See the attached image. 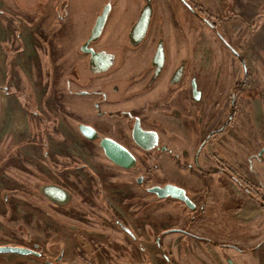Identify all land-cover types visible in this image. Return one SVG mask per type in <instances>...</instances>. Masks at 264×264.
I'll return each instance as SVG.
<instances>
[{
	"label": "rangeland",
	"instance_id": "rangeland-1",
	"mask_svg": "<svg viewBox=\"0 0 264 264\" xmlns=\"http://www.w3.org/2000/svg\"><path fill=\"white\" fill-rule=\"evenodd\" d=\"M183 2L191 9L180 0H150L148 33L162 38L171 65L186 61L187 78L206 88L203 112L160 141L176 144L177 157L137 151L136 167L127 170L78 130L93 115L90 104L71 97L90 78L80 48L89 36L69 46L110 4L92 46L118 54L146 0H0V246L36 245L41 253H0V264H264V154L257 158L264 148V0ZM139 61L115 75L137 74ZM215 103L224 129L202 149L198 174L187 167L218 125L208 120ZM213 156L223 169L217 175L208 174ZM166 182L182 186L194 208L147 191ZM48 185L68 191L70 201L50 202L41 192ZM170 229L191 236L162 235Z\"/></svg>",
	"mask_w": 264,
	"mask_h": 264
},
{
	"label": "flooded vegetation",
	"instance_id": "flooded-vegetation-1",
	"mask_svg": "<svg viewBox=\"0 0 264 264\" xmlns=\"http://www.w3.org/2000/svg\"><path fill=\"white\" fill-rule=\"evenodd\" d=\"M180 1L186 7L190 8V6L183 2V0ZM193 13L195 15L197 14L195 11ZM201 19L206 24H208L218 36H220L216 25L211 24L204 17ZM86 41L87 40L84 42ZM93 42L94 41L88 43V47H91L96 53H98V56L91 58V55L86 53L88 74L90 77L86 85L89 84V89H81L76 93L79 95H87L88 98H90V106L93 110V115H91L90 118H93L95 121L86 124H88V126L90 125V127L92 126V128L97 131L100 137H108L113 139L128 149L133 155H135L134 153L137 151L142 153H153L159 151L160 153L172 154L175 148H177V145L172 143L168 144V140L178 133L180 134L183 129L186 130L184 124L190 123L195 114H200L203 112V108L200 105V99L203 96V93L206 91V88L202 86L198 88L195 79H192V81L195 83L196 93H198V96L194 97L191 81L192 76L187 78V62L182 61L177 66L171 65L169 62V54L167 53L162 38L151 36V34L148 33V30L143 40L137 46H133L128 38V44H125L123 49L118 48V54L117 52H113L108 48H94L92 46ZM159 49L162 51V60L159 57L154 60V56L159 51ZM137 57L140 60L139 62L143 63V65L141 64V71L135 75L128 74L127 72L117 76L115 75L117 73L114 72L115 70L124 69V66H126L129 60H136ZM77 69L78 68L75 70L76 75H74L73 81L76 85H79L80 77L77 75ZM102 73L108 75L111 74V80L109 77L108 80L106 79L105 81L101 82L100 85H96L95 80L100 77ZM185 90L188 93L187 96L182 94V92ZM140 101H143V103L141 105L137 103V106L134 108L124 107L128 104H131L132 102ZM214 105V107H209L210 109L207 110L209 116L208 120L215 121V123L218 125L210 127L207 130L205 136L200 139L198 149L197 151L193 152V155L191 156L192 161L187 167L189 169L193 165L198 171L196 172L198 174H200L199 167L201 168L199 159H203L201 157L202 149L206 147L209 142L218 141L222 137L221 133L224 129L222 128L224 126L223 123L219 124L218 122L219 119L216 113L218 103H215ZM136 119L140 121L141 127L144 130L156 132L158 136V143L152 150H143L133 141L131 133ZM117 123L122 125L120 130L113 128L110 132H104L100 128V126L104 125L115 127ZM177 123L181 124L182 128L177 127ZM91 124H93L95 127ZM129 125H131V127L128 130L127 128ZM165 137L169 138L166 140L167 145H163L164 143L161 144V142L164 141L163 138L165 139ZM121 138H126L128 141L122 140ZM95 141L98 142L99 145V141ZM172 155L177 157V154ZM213 158L216 165L214 170H211L208 173L209 175H217L223 172V169L218 168L217 166L220 164V160H218V158L215 156H213ZM109 162L114 167L123 169L113 164L111 161ZM196 176L197 175H194L195 178ZM168 183L173 184L172 182H166L165 184ZM179 187L182 188V186ZM50 202L56 204L51 200ZM66 204L56 205L64 206ZM260 204H264V201H261ZM116 222L123 232L127 233L133 238V234L131 233V235L125 230H129L127 227L123 226L117 220ZM171 232H179L184 235L186 234L191 236V234L187 231L175 229L165 230L162 232V235ZM156 243L158 245L157 248L161 252V243L159 242V238H157ZM36 247L37 246L34 245L33 249H29L33 250L37 254L32 256L40 257L41 253L35 250Z\"/></svg>",
	"mask_w": 264,
	"mask_h": 264
},
{
	"label": "water",
	"instance_id": "water-1",
	"mask_svg": "<svg viewBox=\"0 0 264 264\" xmlns=\"http://www.w3.org/2000/svg\"><path fill=\"white\" fill-rule=\"evenodd\" d=\"M110 11V4H107L103 7L101 14L96 18L95 23L90 31L89 37L86 42L81 46V51L89 53L92 57L98 56L91 47H88V43L91 41H96L101 35L103 26L107 20L108 14ZM151 17V4L150 0H146V4L142 8L139 17L133 27L131 28L128 38L133 46H137L143 40L150 23ZM161 58L162 60V51H159L155 54L154 60L156 58ZM192 89L194 97L198 96L196 93V87L194 81H192ZM78 130L80 134L90 141H99V146L103 150L104 156L111 161L113 164L123 168V169H133L136 167L137 159L128 149L117 143L111 138L100 137L95 129L86 125L79 124ZM132 139L137 146L141 149L149 151L152 150L158 143V136L156 132L151 130H144L141 127L140 121L135 120L132 127ZM264 153V148H262L257 157H261ZM142 178H138L137 183H141ZM148 192L155 194L158 198H172L179 201H182L189 208H194V205L186 196L185 190L181 187L165 184L164 186H152L147 189ZM42 194L47 197L49 200L53 201L56 204H66L69 201V193L65 189L56 186L48 185L41 187ZM129 234L131 232L125 229ZM132 235V234H131ZM1 254H17V255H37L33 250L25 247L19 246H0ZM229 264H233L230 260Z\"/></svg>",
	"mask_w": 264,
	"mask_h": 264
},
{
	"label": "crops",
	"instance_id": "crops-1",
	"mask_svg": "<svg viewBox=\"0 0 264 264\" xmlns=\"http://www.w3.org/2000/svg\"><path fill=\"white\" fill-rule=\"evenodd\" d=\"M92 26H93V22H91V23H88V26L87 27H85V29H83V34H84V36H80L79 37V41L77 42V43H74V44H71L69 47H71L72 46V48H76L79 44H80V42L81 41H83V40H85L88 36H89V34H90V31H91V28H92ZM118 32H116V34H117ZM127 32H125V33H122V34H126ZM64 40H69L68 38H66V39H64ZM72 48H71V50H72ZM119 70H115L114 72H118ZM111 75V74H110ZM110 75H108V74H101L100 75V77H98L95 81H96V85H100L101 84V82H103V81H105L106 79L108 80L109 79V77H110ZM110 80H111V77H110ZM94 82V81H93ZM87 90V89H89V84L88 85H86V86H84L83 88H79V90L78 91H80V90ZM71 97H73L74 98V100H78V101H86L85 103H87V104H90V98H88V96L87 95H79V94H74L73 96H71ZM93 121H95V120H93V118H90V120H89V122L88 123H91V122H93ZM172 154H174V153H172ZM247 215V214H246ZM240 217V216H239ZM240 218H244V217H240Z\"/></svg>",
	"mask_w": 264,
	"mask_h": 264
},
{
	"label": "trees",
	"instance_id": "trees-1",
	"mask_svg": "<svg viewBox=\"0 0 264 264\" xmlns=\"http://www.w3.org/2000/svg\"><path fill=\"white\" fill-rule=\"evenodd\" d=\"M246 191V190H245ZM246 192H248V191H246ZM249 194H250V192H248ZM261 207H262V209H263V211H264V204H261Z\"/></svg>",
	"mask_w": 264,
	"mask_h": 264
}]
</instances>
